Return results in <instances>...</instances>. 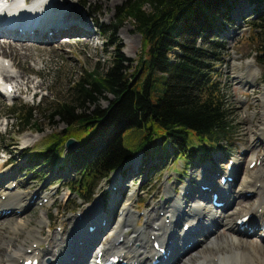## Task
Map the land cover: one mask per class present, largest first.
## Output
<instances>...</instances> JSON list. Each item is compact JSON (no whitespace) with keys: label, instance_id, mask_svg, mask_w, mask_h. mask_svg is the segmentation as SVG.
<instances>
[{"label":"rangeland","instance_id":"374dc122","mask_svg":"<svg viewBox=\"0 0 264 264\" xmlns=\"http://www.w3.org/2000/svg\"><path fill=\"white\" fill-rule=\"evenodd\" d=\"M127 1L80 0L79 8H84L82 10L83 14L81 13L80 16L83 18L84 13L87 12L93 15H91L93 19L95 17L98 20L94 19L99 24L93 23V26H91L93 29L84 24V18V21L81 22L88 31L97 35L96 38L92 40L86 39V43L77 42V38L76 40L72 38L70 43L65 42L67 43L64 47L66 48L65 51L63 50L64 48L62 50L55 48L57 46L56 43L59 41L58 38L53 41L36 44L37 47L47 48V50H37L34 47L37 60L33 58L25 60L24 57H19L22 62L20 63L21 69H25L28 73L23 74V70L18 67L19 65H13L9 60L12 66L7 68L9 70L8 78H13L11 75L15 78L22 74L23 78L20 82L26 81L25 84L29 86V90L18 93L16 97H7L0 92V161H2V158L11 159L7 165L0 167L1 174L6 172L10 175L9 179L1 181V184L4 187H12L14 184L13 189L15 191H20V193L22 192V194L26 195L25 201L31 199L33 193L37 194L34 195L29 202V206L24 210L17 209L18 211L7 214L5 217L11 222L15 219L30 218V226L43 228V237L48 242L42 243V247H52L56 239V236L54 237L55 231H61L62 227L65 229V234L62 235L61 240H59L61 235L57 239L59 242L65 240L70 231V221L77 216L83 215L89 207L97 203L100 205L101 212L99 211L97 215H94L96 225L97 222L101 223L103 219L108 218V226L110 227L122 216L124 205L130 204L131 210L134 212L132 216H134L135 225L142 230V233H146L143 228L147 227V215L151 210L153 211L157 208V213L167 214L168 210L171 209V205L175 202H179L183 206L184 201H186V204L196 197H198V201L201 200L202 183L208 182L218 187L220 177L217 174H224L227 165L232 160L239 163V165L234 167L235 179L231 182L234 192L239 191L238 185H240L245 173L253 170L254 166L256 168L260 166V161L257 164L255 162L248 164L253 154L256 155V152L264 150L263 144L259 145L258 142L251 140L253 133L259 130L264 122L261 117L264 110V63L259 58L257 41L253 39L254 26L252 27V23L249 21H254V15L257 14L256 10L262 9L264 0H261V7L253 2L249 3L250 0H232L233 9L229 11L228 16L224 17L223 36L227 37L228 52L224 56V61L219 64L218 69L221 71L220 81L227 97L226 103L229 107L233 128L228 134L226 141L221 144L210 145L211 157L203 159L200 157L197 159L205 164L203 175L201 173L202 170H197L193 166L194 163H191L189 159H187L188 161L182 160L181 157L177 158L176 155L166 160L162 158L159 162L158 158L153 160V157H151L154 151L143 150L129 158L121 170L113 172L109 177L101 181L98 180L92 183L90 189L81 192L77 187L72 189L69 187V185L75 184L71 179L76 180V175L72 171L64 169L63 163L52 166L46 162H29L31 154L45 148L58 134L65 132L64 129L67 127L60 116L56 115L50 118L49 115H43V105H41L43 101H52L59 89L63 88L65 90L67 80L75 77V75L79 77L81 72L85 73L94 68L98 70L106 68L114 58V55L124 53L132 61L139 59L142 51L141 35L132 20L129 19L123 22V5ZM56 3L63 8V1L61 4L59 0ZM85 16L91 20L88 14H85ZM229 16L232 18L231 20L227 18ZM118 20L120 22H117ZM0 39L10 40L6 36L0 37ZM170 56L172 58L175 57V50L170 53ZM249 61L254 62V67L259 70V76L255 79V83L250 82V80L241 83V80H238V75L246 71V64ZM133 65H136V62ZM30 67L32 68L29 69ZM30 70L34 71L30 72ZM35 70L40 72V76L34 73ZM58 77L64 85L58 84L56 87ZM41 81L43 85L37 90L39 94L33 95V92L36 91L32 90L34 84ZM30 82L33 83L30 84ZM155 84L160 85L162 82L157 80ZM23 87H25L24 84ZM111 99L112 95L104 94L98 103L85 104V106L80 108V112H87L89 108L92 110L97 108V106L104 108ZM20 103L40 107L39 111L35 113L34 124L27 126L24 132H21L22 126L18 124L17 117L12 113V107ZM154 130L159 132L156 125ZM145 131V127L128 129L124 134L125 146L132 151H137ZM2 139L5 142H2ZM159 141L157 138L155 144L152 143L151 147L155 146L154 150ZM260 142H264V138H260ZM193 144H199V141L193 139ZM167 145V142H165L160 147L157 146V149L165 150ZM65 150L67 151L66 144ZM213 157H216L217 164L210 163ZM238 166L239 169L235 172V168ZM204 180L206 181L204 182ZM84 187H87V184H84ZM204 193L206 199L203 204L207 205V209L212 211L214 215L216 213L218 220L216 223L214 220V223L207 224L209 226L206 228L209 233L206 234V232L202 231L203 225H200V231L193 233L196 240L202 241L196 248L211 241L217 235V238H219V235L223 233H230L229 227L224 226L220 222L219 216L228 213L233 208L230 204L224 211L222 208L217 207L218 209H216L215 206L212 208L211 198L215 192ZM78 195L83 196L84 199H79ZM1 196L4 199L3 195H0V199ZM44 197L51 199L48 201L49 203L42 200L47 201L48 198ZM34 198H37V200L35 201ZM249 199L247 197L241 200L247 202ZM241 200L234 202V206L238 207L245 204L241 203ZM96 201L98 202L93 204ZM101 203L104 204L102 205ZM175 206L177 207V205ZM43 210L47 212L49 220L47 223L39 224L38 221L44 214H42ZM179 210L177 207V212ZM181 222L184 221L181 220ZM179 227H182V223L179 224ZM8 228L6 227L3 231L12 233V230ZM84 229L86 230L85 226ZM133 230L138 232L137 229L132 228ZM200 232L204 234L206 241L203 240L204 237L201 238L202 234H199ZM96 233L86 236L87 239L92 240L93 237L98 238V236L102 235L101 230L100 235L94 236ZM244 236L252 244H258V249L264 247L256 233L249 234L247 232L244 233ZM20 237H24V235L21 234ZM253 241L258 243H253ZM30 244V241H28L27 245ZM77 247L80 249V245ZM86 249L88 255L90 247H86ZM63 250L67 255V240ZM78 260H67L66 263L68 261L77 262Z\"/></svg>","mask_w":264,"mask_h":264},{"label":"trees","instance_id":"16d2710c","mask_svg":"<svg viewBox=\"0 0 264 264\" xmlns=\"http://www.w3.org/2000/svg\"><path fill=\"white\" fill-rule=\"evenodd\" d=\"M252 2L261 7V0ZM232 9V0H128L122 17L123 22L132 20L141 35L139 59L114 55L106 68L75 75L52 101H43V115L60 116L67 127L31 154L29 162L63 163L64 169L76 175V180L71 179L75 184L67 185L82 192L143 150L154 151L151 157L159 162L176 155L191 163L211 157L210 145L226 141L233 128L218 69L228 52L224 17ZM256 13L249 22L264 63V6ZM59 77L56 87L64 85ZM157 80L162 84L156 85ZM104 94L112 95L106 107L80 112ZM39 109L21 103L12 107L21 132L34 124ZM136 127L146 131L138 150L132 151L124 144V134ZM71 137L78 140V146L66 151ZM157 138L158 147L167 142L165 150L151 147ZM193 139L199 144L194 145Z\"/></svg>","mask_w":264,"mask_h":264},{"label":"bare ground","instance_id":"6f19581e","mask_svg":"<svg viewBox=\"0 0 264 264\" xmlns=\"http://www.w3.org/2000/svg\"><path fill=\"white\" fill-rule=\"evenodd\" d=\"M57 1L50 0L47 8L41 11H37L34 4L13 15H0V37L6 36L10 38V40L5 39L7 41L0 39V69L4 79L14 86V91L11 95L15 97L18 93H22L25 90L28 91L29 86L25 84L26 81H22L25 87L20 82L23 78L22 74L14 78L9 73L13 78H8L9 70L7 68H10L13 63V65H19L18 67L21 69L20 63L22 62L19 57H24L25 60L36 59L34 47L37 50H47V48L42 46L37 47L36 44L53 41L58 38L57 46H53L58 48V50H62L67 43L71 42L72 38L75 40L77 38V42L86 43L88 39L92 40L97 36L88 31L81 23L85 20L84 24L93 29L90 19L85 16V14H92L84 13V20L80 16L81 13L83 14L82 10L84 9L83 7L79 8L80 0H59L60 4L63 1L64 10L61 6H58ZM94 19L97 20L95 17ZM95 20V24H99ZM63 50L65 51L66 48ZM246 65V71L238 75V80L240 79L241 83H245L248 80L255 83V79L259 76V70L254 67V62L249 61ZM21 70H23V74L28 73L25 69ZM34 73L40 76V72L37 70ZM32 83L30 82V84ZM42 85V81L38 82L34 84L32 90H39ZM0 88H4V86L1 85ZM4 92L6 93L5 90ZM261 117L264 121V110ZM260 138H264V122L251 137V140L258 142L259 145L263 144L264 147V142L261 143ZM255 154H253L248 164L253 161H260V166L258 168L254 166L253 170L245 173L240 185H238L239 191L234 192L231 182H228L225 186L219 184L218 187L206 182L208 185L210 184V189L220 192L221 198L225 201L224 207L220 208L224 211L230 204L233 209L219 216L220 222L224 226L229 227L230 233H223L219 235V238H217V235L211 241L202 244L198 248H196L197 245L202 241L196 240L193 233L200 231V225H203L202 231L206 232V234L209 233L206 228L209 226L207 224L214 223V220L216 223L218 220L216 213L214 215L212 211L207 209V205L203 204L206 199L204 192H209L210 190L208 189H201L202 194L199 201L197 200L198 197H196L186 204V201H184L183 206L179 202H175L171 205V209L168 210L167 214L157 213V208L154 206L155 209L153 208L154 210H151L147 215V227L143 228L146 233H142V230L135 225L134 216H132L134 212H132L130 204L124 205L122 216L111 225L112 227L108 226V218L103 219L101 223L97 222L96 225L94 215H97L100 211V205L97 203L89 207L83 215L77 216L70 221V231L62 242H59L57 238L61 235L59 240L62 239V235L65 234L64 227H62L61 231H55L54 237L56 236V239L54 244L48 248L49 246H41L42 243L48 242L43 237V228L30 226V218L15 219L11 222L5 217L7 214L15 213L17 209L24 210L37 193H33L31 199L25 201L26 195L24 193L15 191L10 186L4 187L1 184V181L9 179L10 175L6 172L0 173V195L4 196V199H2V196L0 199V209H3L0 211V264H23L30 258H39L40 264H98L96 259L99 257V253H102V261L116 255L121 257L127 264H152V259L156 256L159 257L160 264H264V247L258 249V244H252L244 236V233L247 232L249 234L256 233L264 245V226L262 225L264 223V150ZM10 160L0 161V167L7 165ZM234 163V167L239 165L238 162ZM237 169H239V166L235 168V172ZM203 172L204 169L201 172L202 175ZM232 175H234V170ZM113 191L115 190L113 189ZM234 196H236L235 199ZM247 197L250 198L247 202L241 200ZM34 200L36 201L37 198H34ZM50 200L48 198V201ZM238 200L245 204L235 207L234 202ZM101 204L103 205L104 203ZM175 205L180 209L178 212ZM42 214L38 221L39 224L47 223L49 220L45 210L42 211ZM248 215L251 216L246 222L248 227L242 226L243 224L240 221L243 220L244 216ZM181 220L184 222H181ZM180 223H182V227H179ZM185 225H188V230L183 228ZM89 226H94V230L91 231ZM6 227H9L8 229L12 230V233L3 231ZM132 228L137 229L138 232L136 230L132 231ZM100 230L102 235L99 234ZM94 232H97L94 236L100 235V237H93L92 240L87 239L86 236ZM21 234L24 237H20ZM199 234L202 233L200 232ZM201 236L203 238L204 234ZM66 240L67 255L63 250ZM203 240L206 241V237ZM28 241H30V245H27ZM156 242L166 250V257L156 248ZM253 243L258 242L253 241ZM79 245L80 249L77 247ZM86 247H90L88 255ZM67 260L78 261H68L66 263Z\"/></svg>","mask_w":264,"mask_h":264},{"label":"water","instance_id":"95a60500","mask_svg":"<svg viewBox=\"0 0 264 264\" xmlns=\"http://www.w3.org/2000/svg\"><path fill=\"white\" fill-rule=\"evenodd\" d=\"M78 146V141L75 138H70L66 142V149L67 150H73Z\"/></svg>","mask_w":264,"mask_h":264}]
</instances>
